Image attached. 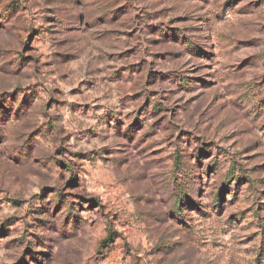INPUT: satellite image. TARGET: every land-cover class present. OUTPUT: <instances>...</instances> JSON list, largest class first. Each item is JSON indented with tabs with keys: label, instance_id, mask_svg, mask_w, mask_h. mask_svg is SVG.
I'll list each match as a JSON object with an SVG mask.
<instances>
[{
	"label": "rangeland",
	"instance_id": "obj_1",
	"mask_svg": "<svg viewBox=\"0 0 264 264\" xmlns=\"http://www.w3.org/2000/svg\"><path fill=\"white\" fill-rule=\"evenodd\" d=\"M0 264H264V0H0Z\"/></svg>",
	"mask_w": 264,
	"mask_h": 264
},
{
	"label": "trees",
	"instance_id": "obj_2",
	"mask_svg": "<svg viewBox=\"0 0 264 264\" xmlns=\"http://www.w3.org/2000/svg\"><path fill=\"white\" fill-rule=\"evenodd\" d=\"M219 198V197H218ZM215 199L216 201H215V204H218L219 203V199ZM221 200V199H220ZM112 233V232H111Z\"/></svg>",
	"mask_w": 264,
	"mask_h": 264
}]
</instances>
